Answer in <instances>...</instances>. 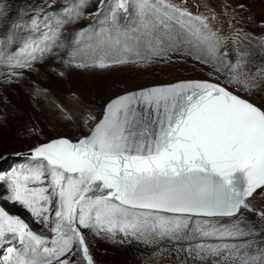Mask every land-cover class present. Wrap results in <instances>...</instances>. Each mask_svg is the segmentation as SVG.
Wrapping results in <instances>:
<instances>
[{"label": "snow or ice", "instance_id": "snow-or-ice-1", "mask_svg": "<svg viewBox=\"0 0 264 264\" xmlns=\"http://www.w3.org/2000/svg\"><path fill=\"white\" fill-rule=\"evenodd\" d=\"M87 2L40 0L14 10L2 0L0 64L31 69L66 48L65 63L79 68L147 59L165 50L172 23L197 47L219 50L208 18L173 0H99L89 15L103 17L107 27L81 29L69 44L65 25L84 15ZM121 13L137 23L123 26ZM238 83L250 86L244 73ZM30 155L29 163L0 174L3 198L27 209L50 235L0 207V241L12 237L21 245L8 248L0 264H80L81 256L93 264L89 231L148 239L242 234L239 214L255 211L249 199L264 189V110L210 80H181L117 96L88 135L38 144ZM198 254L214 264H264V253L257 261L239 249Z\"/></svg>", "mask_w": 264, "mask_h": 264}, {"label": "rangeland", "instance_id": "rangeland-1", "mask_svg": "<svg viewBox=\"0 0 264 264\" xmlns=\"http://www.w3.org/2000/svg\"><path fill=\"white\" fill-rule=\"evenodd\" d=\"M2 2V0H0ZM15 10L40 0H7ZM63 6L64 0H58ZM194 16L208 18L212 31L221 38L219 50L212 54L203 46L197 47L187 30L172 23L165 50L159 55L112 67L79 68L65 63L70 49L59 51L31 69H11L0 64V123L8 118L11 139L0 142V174L31 161L25 156L38 144L65 137L72 141L89 134L99 121L108 101L133 89L183 79H205L219 83L235 94L264 110V0H173ZM107 3V0H106ZM99 0H88L82 15L75 23L65 25L63 38L71 44L81 29L99 31L107 27L96 13ZM10 17H15V11ZM125 27L137 23L134 16L120 15ZM7 22L0 24V36ZM243 60L241 69L233 68ZM20 73L13 75V72ZM246 74L249 87L238 83ZM94 117L95 119H92ZM1 134V132H0ZM6 186L0 182V207L18 215L40 235H50L43 224L18 203L7 201ZM255 211L242 210L239 214L242 234L234 236H201L189 232L177 237L154 239L138 238L117 233H86L93 264H214L215 258L198 254L201 248L224 251L239 249L257 261L264 253V189L249 199ZM224 222H230L224 218ZM20 242L9 237L0 241V259L10 247L19 248ZM80 264H87L80 257Z\"/></svg>", "mask_w": 264, "mask_h": 264}, {"label": "bare ground", "instance_id": "bare-ground-1", "mask_svg": "<svg viewBox=\"0 0 264 264\" xmlns=\"http://www.w3.org/2000/svg\"><path fill=\"white\" fill-rule=\"evenodd\" d=\"M3 113L2 107L0 106V115ZM8 122V118L5 114V121H2V123H0V142L4 141V142H9L11 139V131L9 128V123ZM179 262H177L178 264ZM154 264H161V263H154ZM162 264H170L168 259H165L163 261ZM182 264V263H180ZM196 264V263H193Z\"/></svg>", "mask_w": 264, "mask_h": 264}, {"label": "water", "instance_id": "water-1", "mask_svg": "<svg viewBox=\"0 0 264 264\" xmlns=\"http://www.w3.org/2000/svg\"><path fill=\"white\" fill-rule=\"evenodd\" d=\"M183 80H205V79H183ZM177 81H181V80H177ZM177 81H173V82H170V83H175V82H177ZM212 82H214V81H212ZM170 83H163V84H154V85H149V86H146V87H142V88H148V87H152V86H157V85H164V84H170ZM216 83V82H215ZM219 84V83H218ZM223 86V85H222ZM142 88H139V89H142ZM139 89H133V90H130V91H127V92H133V91H136V90H139ZM229 90V89H228ZM126 93V92H125ZM124 93H122V94H120V95H123ZM120 95H118V96H120ZM117 97V96H116ZM116 97H114V98H116ZM114 98H112V99H114ZM243 98V97H242ZM111 99V100H112ZM245 99V98H244ZM110 100V101H111ZM247 100V99H246ZM110 101H108V103L110 102ZM249 101V100H248ZM250 102V101H249ZM107 103V104H108ZM250 103H252V102H250ZM106 104V105H107ZM252 104H254V103H252ZM255 105V104H254ZM255 106H257V105H255ZM257 107H259V106H257ZM105 108H106V106H105ZM105 108H104V111H105ZM263 110V109H262ZM104 111H103V113H102V116H101V118L100 119H102V117H103V114H104ZM99 119V120H100ZM61 138H65V137H61ZM57 139H59V138H57ZM69 139V138H68ZM49 142V141H48ZM47 143V142H46ZM25 156L26 157H28V156H30L31 157V155H30V151H28V152H26L25 153ZM259 190V189H258ZM255 194V193H254Z\"/></svg>", "mask_w": 264, "mask_h": 264}]
</instances>
